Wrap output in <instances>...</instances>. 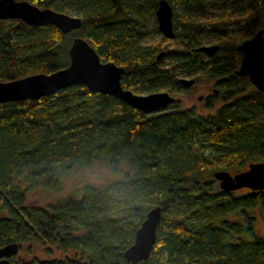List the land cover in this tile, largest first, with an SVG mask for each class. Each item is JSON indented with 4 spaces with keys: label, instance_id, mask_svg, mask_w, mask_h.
Segmentation results:
<instances>
[{
    "label": "trees",
    "instance_id": "obj_1",
    "mask_svg": "<svg viewBox=\"0 0 264 264\" xmlns=\"http://www.w3.org/2000/svg\"><path fill=\"white\" fill-rule=\"evenodd\" d=\"M30 1L76 14L82 24L64 33L0 18V80L68 65L78 36L103 61L124 66L125 88L168 90L175 100L145 111L77 83L0 101V245L16 241L21 251L37 243L45 254L17 253L11 264H264V231L256 225L264 189L226 190L215 176L264 161V90L239 71V45L264 28V0H168L174 37L158 27L160 0ZM152 34L166 43L143 45ZM205 44L218 48L200 50ZM182 77L213 82L218 93L204 101L211 110L176 97L192 87ZM96 161L123 168L124 176L87 181L47 204L29 202L31 190L58 189L62 175ZM114 183L132 193L119 208L107 200ZM157 205V240L149 257L134 263L125 251Z\"/></svg>",
    "mask_w": 264,
    "mask_h": 264
},
{
    "label": "water",
    "instance_id": "obj_2",
    "mask_svg": "<svg viewBox=\"0 0 264 264\" xmlns=\"http://www.w3.org/2000/svg\"><path fill=\"white\" fill-rule=\"evenodd\" d=\"M159 29L167 36L174 37L173 7L168 0H160L156 9ZM0 18H21L29 24H53L64 33L79 28L82 18L55 10L40 7L30 0H0ZM217 44H205L200 50L213 52ZM242 59L240 73L249 75L252 82L264 90V28L240 45ZM165 51H161V57ZM70 63L52 72H37L11 80H0V101L38 98L51 94L72 84L83 83L91 90L111 93L145 111L166 108L175 96L168 90L150 93H137L122 84L124 66L115 61H103L96 48L85 38L75 37L70 49ZM185 86H191L195 79L182 77ZM215 176L226 190L241 187L264 189V161L250 162L246 169L232 173L219 170ZM161 219V206L149 210L146 218L136 231L134 242L126 249L128 260L138 263L147 259L157 240V228ZM19 250L16 241L0 245V264H10V257Z\"/></svg>",
    "mask_w": 264,
    "mask_h": 264
},
{
    "label": "rangeland",
    "instance_id": "obj_3",
    "mask_svg": "<svg viewBox=\"0 0 264 264\" xmlns=\"http://www.w3.org/2000/svg\"><path fill=\"white\" fill-rule=\"evenodd\" d=\"M181 11L182 9L179 8ZM220 10V8H218ZM213 40L210 38L207 39V43H212ZM143 45H155L158 43H166V40L162 38V34H152L147 37L143 42ZM144 47V46H143ZM140 93H146L145 91H140ZM176 97H180L184 103V105H197L199 111L206 112L207 110H211L205 107V96L207 94H217L214 90V84L210 81H199L195 83L192 87H188L185 90L173 92ZM125 168L128 166L122 163ZM121 164V165H122ZM102 168L110 169L107 176H101L98 174V171ZM125 170L123 168L112 169L109 165L104 162L96 161L90 165L81 166L76 171L71 172L70 175H62L61 178V186L58 189H47V188H35L29 192V202L37 203V204H47L49 201L53 200L58 196H64V194L68 192H77L79 188L87 181H93L96 183H104L109 181L110 179H116L124 176ZM257 227L260 231H264V218L258 213L257 218ZM23 249L21 251H17L19 254V258H27L30 257L31 253H36L42 256L41 246L39 244L32 243L29 245L28 243H24ZM33 246V248H32ZM31 247V250H30ZM33 250V251H32ZM15 253V254H17ZM14 254V255H15ZM13 256V255H12ZM11 256V258H12ZM11 264V259H10Z\"/></svg>",
    "mask_w": 264,
    "mask_h": 264
},
{
    "label": "clouds",
    "instance_id": "obj_4",
    "mask_svg": "<svg viewBox=\"0 0 264 264\" xmlns=\"http://www.w3.org/2000/svg\"><path fill=\"white\" fill-rule=\"evenodd\" d=\"M110 169L102 168L98 171L101 176H107ZM132 193L131 191L124 187L122 184L114 183L107 191V200L110 207L119 208L129 201Z\"/></svg>",
    "mask_w": 264,
    "mask_h": 264
},
{
    "label": "flooded vegetation",
    "instance_id": "obj_5",
    "mask_svg": "<svg viewBox=\"0 0 264 264\" xmlns=\"http://www.w3.org/2000/svg\"><path fill=\"white\" fill-rule=\"evenodd\" d=\"M191 86H193V84ZM10 259H11V257H10Z\"/></svg>",
    "mask_w": 264,
    "mask_h": 264
}]
</instances>
